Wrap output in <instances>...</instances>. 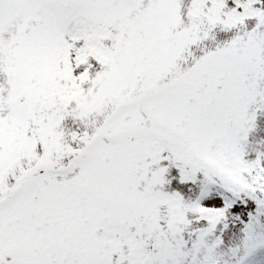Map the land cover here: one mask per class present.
Masks as SVG:
<instances>
[{"label":"snow or ice","instance_id":"snow-or-ice-1","mask_svg":"<svg viewBox=\"0 0 264 264\" xmlns=\"http://www.w3.org/2000/svg\"><path fill=\"white\" fill-rule=\"evenodd\" d=\"M0 264H264V0H0Z\"/></svg>","mask_w":264,"mask_h":264}]
</instances>
